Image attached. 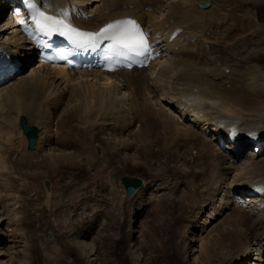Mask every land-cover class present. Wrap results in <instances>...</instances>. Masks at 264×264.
<instances>
[{
  "label": "bare ground",
  "instance_id": "bare-ground-1",
  "mask_svg": "<svg viewBox=\"0 0 264 264\" xmlns=\"http://www.w3.org/2000/svg\"><path fill=\"white\" fill-rule=\"evenodd\" d=\"M33 1L57 18H62L61 10H66V20L74 21L78 28L88 32H99L115 20L132 16L160 46L153 59L137 64L142 66V71L122 70L123 65L118 63L116 52L110 50L109 42L92 55L100 64L98 69L90 66L74 72L52 67L40 61L39 48L21 32L19 21L24 20L23 25L27 26L25 11L18 10L16 0H0V17L6 10L7 14L11 12L19 17L17 21L1 20L0 46L22 63L16 76L0 81V177L8 176L29 155L38 152L43 153V163L51 165L52 169L60 162L77 159L73 155L77 152L70 151V146L75 143L73 138L79 146L87 145L85 136H89V142L97 141L103 157L106 151L119 149L117 152L123 155L124 162L127 161L126 150L131 147L142 149L150 160L156 154L148 151L152 145L160 148L163 144L157 152L171 156L172 160L179 159L178 150L184 148L179 168L193 181L189 184L187 180L190 186L186 187L192 219H199V214H203L202 220L209 226L231 208L234 203L231 198L239 200L241 197L243 206L213 225L214 234H209L205 244V259L198 264H264V198H249L242 193L248 186L264 184V147L261 154L255 156L251 153L252 146L250 150L246 146L234 150L233 144L224 142L221 137V128L228 126L264 135V64L259 61L264 59V28L256 23L260 18L256 8H261L264 0H95L94 13L85 8L88 0ZM202 3L208 6L201 8ZM252 5L256 6L255 10ZM242 6L245 10L240 12ZM244 21L250 25L243 27ZM176 27L180 28L175 30ZM173 32H177V36L169 41ZM95 43H99V37ZM21 115L39 128L33 150H27L24 138L18 143L14 136L15 131L19 136L17 122ZM142 115L153 120L152 128L146 129L147 120L144 127H137ZM61 127L69 131L66 138L56 135ZM157 129L162 130L160 137L153 135ZM94 130L108 135L96 137L92 135ZM143 131L146 136L135 135ZM180 140L184 144H180ZM243 158L246 159L241 162ZM137 160L135 154L132 162ZM187 165L194 167L193 171H189ZM8 177L2 181L12 190ZM2 181L0 264H8L6 256L11 250V253L16 252L14 248L19 246L12 238L17 229L13 226L14 230L9 229V222L3 227L9 207L4 209L10 202L7 204L8 195L2 194L7 190L2 187ZM158 183H161L159 179L144 181L136 190L137 193L144 189L133 197L139 200L138 209L144 204V194L150 186ZM161 188L166 186H156L158 191ZM171 199L164 195L165 202ZM18 203L19 195L15 193L17 209ZM15 207L12 208L15 210ZM20 216L15 219L18 227L21 226ZM189 230L183 238L187 242L185 256L190 255L197 232L206 231L203 226L197 230L191 226ZM92 260L94 264L99 262L97 257Z\"/></svg>",
  "mask_w": 264,
  "mask_h": 264
},
{
  "label": "rangeland",
  "instance_id": "rangeland-1",
  "mask_svg": "<svg viewBox=\"0 0 264 264\" xmlns=\"http://www.w3.org/2000/svg\"><path fill=\"white\" fill-rule=\"evenodd\" d=\"M95 3V0H88L85 8L92 10L90 13H94ZM252 6L255 10L256 6ZM240 8V12L245 10L243 6ZM256 10L260 17L256 23L264 28V5ZM249 25L250 23L245 21L242 24L243 27ZM178 58L180 59L179 56ZM259 61L264 64V59L261 58ZM34 64H36L35 61ZM137 70L142 71L141 68ZM224 71L227 72V68H224ZM146 120V129L152 128L153 120L144 115L137 122V127H144ZM19 130L21 131L20 127ZM20 131L19 136L17 131L14 134L18 143L21 138H24ZM167 131L169 135V127ZM68 134L69 131L62 127L56 133L57 136L62 135L59 136L62 138H66ZM161 134V129L153 133L157 137ZM92 135L102 138L103 135L106 137L108 134L94 130ZM135 135L146 136V131H143L141 135L136 132ZM84 139L87 140V145L79 146L78 141L73 138L75 143L70 146L72 147L70 151L77 152L73 154L77 159L70 158L69 161L72 164L69 161L60 162L56 164L57 169L55 164L52 169L51 165L43 163L44 160L41 157L43 153L38 152L37 155H29L27 159H31L30 162L23 165V162H27L26 156L22 164L17 166L18 168L12 169L9 177L5 176L6 173L3 175L5 177H0L1 181L8 177L9 186L12 189L5 186V181H2L4 184L2 187L4 189L7 187L2 194L8 195L6 203L10 202L6 204L4 210L11 208H8L9 212L5 211L8 212V218L5 217L7 221L4 222L3 227L5 228V223L9 222V229L13 227L17 229L12 238L18 241L19 246L14 248L16 252L11 253V250L6 256L5 260L8 264H94L95 261L92 260L94 257H97L98 263L101 264H198V261L205 259V244L209 234L211 232L212 235L214 234L213 225L219 220L221 223L229 218V213L239 211L237 209L240 203H233L222 218L212 220L209 226L203 222V214H199V219H192L188 210L189 195L186 187L190 186L187 185V180L189 184L193 181L190 180L189 174L182 173L179 168L182 165L184 148L178 150L181 159L179 157L172 160L171 156L165 157L167 156L165 153L160 154L163 144H159L160 148L158 145H152V149L148 151H155L156 154L155 158L152 157L150 160L142 149L137 150L131 147L126 150L127 161L124 162L123 155L117 152L120 151L119 149L110 150V153L106 151V156L103 157L100 152L101 147L99 148L95 139L90 142L89 136H85ZM210 142L212 145L215 144L212 140ZM179 143L184 144L182 140ZM191 153L194 152L191 151ZM135 154L138 155V160L132 162ZM79 159L81 162L78 161ZM245 159L243 158L241 162ZM186 161L189 162L185 159ZM187 169L193 171L194 167L187 165ZM31 172L32 175H30ZM122 175L140 178L143 184L144 181L160 180L161 183L154 184L153 187H151L153 183L150 182L148 192L144 191L147 192L144 194L146 200L139 207L141 210L137 207L139 200L133 199L136 191L132 197L126 199L119 180ZM44 180L50 184L49 192L44 188ZM163 184L166 188L158 191L156 186L162 187ZM151 188L154 191L150 190ZM15 193L19 195L18 209L14 204ZM164 195L172 197L173 202L170 203V200L165 202ZM231 200L233 201V198ZM12 207H15V210ZM18 214L22 216H20V227L15 224ZM188 214L189 217H187ZM187 218L192 220L187 221ZM191 226L195 230L203 226L206 231L197 232L192 239L190 255L185 256L187 242L183 238L190 233ZM82 231L87 233L78 234ZM83 244L89 248L78 247L79 245L83 247ZM133 245L134 249L131 251Z\"/></svg>",
  "mask_w": 264,
  "mask_h": 264
},
{
  "label": "snow or ice",
  "instance_id": "snow-or-ice-1",
  "mask_svg": "<svg viewBox=\"0 0 264 264\" xmlns=\"http://www.w3.org/2000/svg\"><path fill=\"white\" fill-rule=\"evenodd\" d=\"M68 13L61 10V17L48 15L44 12L37 11L35 23L38 30L45 35L52 32H59L60 35L67 37L76 44H94L98 37H107L113 41L112 49L117 55L147 56L150 54V44L148 42V33H145L134 19L125 18L115 20L99 32L84 31L71 24L66 20ZM21 24L24 20L19 21ZM54 58L66 59V53H61L58 57H47L51 60ZM71 63V61H68Z\"/></svg>",
  "mask_w": 264,
  "mask_h": 264
},
{
  "label": "water",
  "instance_id": "water-1",
  "mask_svg": "<svg viewBox=\"0 0 264 264\" xmlns=\"http://www.w3.org/2000/svg\"><path fill=\"white\" fill-rule=\"evenodd\" d=\"M19 125L21 127L22 134L27 139V149H33L35 138L37 136V127L31 124H28L25 116L23 115L19 117ZM119 180L125 191L126 199L130 198L134 194L136 189L142 186V180L137 177L124 175V176H121ZM43 185H44V188L49 192V186H50L49 182L47 180H44Z\"/></svg>",
  "mask_w": 264,
  "mask_h": 264
}]
</instances>
